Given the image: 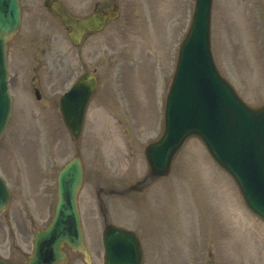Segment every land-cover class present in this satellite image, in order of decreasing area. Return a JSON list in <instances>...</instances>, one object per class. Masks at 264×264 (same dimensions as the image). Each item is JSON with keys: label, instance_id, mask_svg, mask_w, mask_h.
<instances>
[{"label": "rangeland", "instance_id": "obj_1", "mask_svg": "<svg viewBox=\"0 0 264 264\" xmlns=\"http://www.w3.org/2000/svg\"><path fill=\"white\" fill-rule=\"evenodd\" d=\"M20 1L22 23L8 50L13 109L0 137V174L11 192L9 225L0 213V257L22 264L31 250L33 231L47 216L45 211L30 223L24 217V203L41 202L47 210L45 204L55 201L58 169L79 154L84 182L78 202L85 240L94 263L100 264L103 223L96 187H119L145 175L144 147L162 133L165 96L194 0H101V10L117 5L118 17L77 46L49 14L44 0ZM60 1L77 17L92 12V0ZM210 40L220 73L247 103L262 104L264 0H213ZM85 70L95 72L98 84L82 137L72 141L58 99ZM33 87L39 90V99ZM170 180L139 198L147 195L141 211L145 226L152 222L162 227L158 233V228L154 230L155 239L143 238L144 264H163L159 256L164 248H158L159 253L152 247L159 244L182 249L181 264H264V222L246 209L234 182L198 138H190L179 151ZM103 198L111 208L118 207L112 206L115 196ZM127 208L120 212L125 214ZM229 209L233 216L228 217ZM136 211L140 213L132 203L125 214L132 220L122 222L140 223L142 215L137 218ZM225 239L229 250L224 256ZM209 241L217 246L211 263L198 246ZM163 261L167 264V256Z\"/></svg>", "mask_w": 264, "mask_h": 264}, {"label": "water", "instance_id": "obj_2", "mask_svg": "<svg viewBox=\"0 0 264 264\" xmlns=\"http://www.w3.org/2000/svg\"><path fill=\"white\" fill-rule=\"evenodd\" d=\"M211 1L195 0L166 96L164 131L146 147L145 156L153 175L164 174L185 140L199 137L213 159L233 177L246 205L264 219V104L256 108L245 104L216 69L210 49ZM52 9L75 29L69 34L73 42L80 39L85 27L99 29L106 18L113 16L111 11L75 22L61 6L54 4ZM20 20L18 0H0V134L12 105L6 47ZM94 87L95 78L84 73L60 98L59 109L72 139L80 138ZM81 181L82 166L75 156L58 172L53 219L36 233L33 252L24 264H58L65 258L60 249L63 242L82 252L90 264L77 209ZM8 201L9 191L0 178V211L7 209ZM103 239L106 264H141L139 245L129 232L109 226ZM0 264L8 263L0 259Z\"/></svg>", "mask_w": 264, "mask_h": 264}, {"label": "flooded vegetation", "instance_id": "obj_3", "mask_svg": "<svg viewBox=\"0 0 264 264\" xmlns=\"http://www.w3.org/2000/svg\"><path fill=\"white\" fill-rule=\"evenodd\" d=\"M92 2H93V6H91L92 12L93 11L100 12L102 1L101 0H92ZM125 186L126 185L118 187L117 189L110 187L108 190H105V192L120 190V193H124V195H126V192H125L126 187ZM42 205H43V203H41V202H25L24 206H23L24 217H25V219H28V221H30V223H33L34 220L36 219V217H41V216L45 215V211H46V215H47L46 219H45V216H44V219L41 218L42 224L38 228H40V227H42L48 223L50 215L52 213V212L50 213V210L49 211L45 210L44 209L45 207L43 208ZM107 206H108V201L106 202V207ZM107 218H108V221H110V213L108 210L106 211V219ZM120 219H124V218L122 217ZM120 219L115 224H117L119 226H123L127 229L133 230L137 234L139 240L141 241L143 252H144V247H143V242H142L143 238L146 237L148 239H150V238L155 239L154 238L155 233H153L154 230L156 228H158V231H157V233H158L159 230L162 228L160 225H151L149 222L146 226L144 223H140V225H138V223H137L136 225H134L132 223L122 222V221H120ZM103 220L105 221L104 218H103ZM38 228H36V229H38ZM141 229H142V231H141ZM152 233H153V237H152ZM152 247H153L154 251H158L159 253H160V250L158 248H164V251H162L163 256H159V255L158 256L160 258H162L163 264H164L163 258L167 256V264H171V257H169L170 255H172L171 245H170V248H169V245L163 246L162 244H159L158 247H156V246H152ZM65 249L69 253L68 261L66 264H80L82 262V255L81 254L72 253L67 247H65ZM155 255H157V254L155 253ZM103 263H104V251H103V247H102V255H101L100 264H103Z\"/></svg>", "mask_w": 264, "mask_h": 264}]
</instances>
